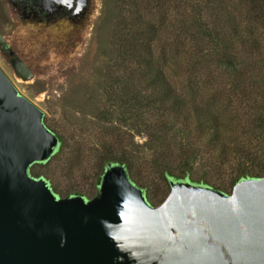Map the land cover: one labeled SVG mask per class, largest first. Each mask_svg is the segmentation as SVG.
<instances>
[{
  "label": "rangeland",
  "instance_id": "1",
  "mask_svg": "<svg viewBox=\"0 0 264 264\" xmlns=\"http://www.w3.org/2000/svg\"><path fill=\"white\" fill-rule=\"evenodd\" d=\"M210 1L164 0L158 10L152 8L154 0H136L141 23L154 26L156 34L150 37L151 45L167 82L183 96L188 109L194 106L210 110L218 115L219 125H224L219 143L214 145L215 154L199 156L189 182L229 194L238 162L255 172L258 167L264 168V134L258 128L256 113V105L262 103L260 81L264 82V20L250 22L251 15H255L253 4L225 0L231 18L239 25L238 34H234L228 29V22L215 21L214 13L206 8ZM131 2L92 0L76 44L62 53L51 46L40 47L38 35L19 29L7 5L0 0V36L21 50L33 76L27 81L17 78L1 56L0 69L18 93L43 112L45 126L63 138L61 153L44 164H34L29 173L46 180L60 198L77 194L91 199L96 195L103 170L99 165L101 143L106 139L102 135L105 123L97 116L108 108L107 90L116 87V79L132 76L135 68L117 44L119 39H126V46H131L127 36L133 34L129 24L133 16L128 6ZM195 20L205 24L206 32L187 28ZM249 31L257 36L260 46H251ZM229 40L234 41L231 54L239 64L238 75L229 76L219 63L223 43ZM136 75L135 71V78ZM128 123L121 124V132L127 134L122 141L127 145L133 128ZM214 126L217 125L210 128ZM190 135L195 141L204 138L195 131ZM144 141L145 136H135L132 145H142ZM132 145L129 149L141 163L145 162V150H136ZM203 149L208 152L212 146ZM135 184L146 186L149 204L154 207L169 193L164 178L143 164Z\"/></svg>",
  "mask_w": 264,
  "mask_h": 264
},
{
  "label": "water",
  "instance_id": "2",
  "mask_svg": "<svg viewBox=\"0 0 264 264\" xmlns=\"http://www.w3.org/2000/svg\"><path fill=\"white\" fill-rule=\"evenodd\" d=\"M43 117L0 69V264H264V177L237 180L229 194L170 180L154 207L112 162L93 198H60L29 173L61 145Z\"/></svg>",
  "mask_w": 264,
  "mask_h": 264
},
{
  "label": "trees",
  "instance_id": "3",
  "mask_svg": "<svg viewBox=\"0 0 264 264\" xmlns=\"http://www.w3.org/2000/svg\"><path fill=\"white\" fill-rule=\"evenodd\" d=\"M131 1V5L128 6L133 16L129 24L133 34L127 35L131 38V46H126V39L123 41L119 39L117 44L118 49L120 45L128 59L135 63V68L131 70V78L116 79L114 82L116 87H110L107 90L108 108L99 112L97 116L99 121L105 123L102 135L106 138L101 143L99 165L102 169L108 163H122L126 166L129 178L133 183L137 182L142 164L157 172L168 184L170 180L189 181L199 156L202 154L213 156L215 154L214 145L219 143L218 138L222 132L220 128L224 125H219L218 115L210 110H199L198 107L194 106L188 109L183 96L172 84L167 82L151 45L150 37L152 34L153 36L156 34L154 26L150 23H145V25L141 23L142 17L137 2L136 0ZM163 2L164 0H154L152 8L159 10ZM225 2V0H212L206 3V8L214 13L217 23L228 22V29L234 34H238L239 25L234 18H231L232 15ZM243 2L242 5L253 4L255 7V15H251L250 22L256 23L261 18L264 20V0H243ZM204 26L205 24H202L201 20L198 22L195 20L191 26L187 25V28L199 33L200 30L206 32L203 29ZM251 32L249 31L251 36L248 37L251 46H260L259 39ZM121 42L124 44L121 45ZM233 44L234 41L232 40L225 41L223 43L224 50L218 57L219 63L229 76L237 74L240 70L239 64L235 62L236 56L231 54ZM120 57L123 58L122 53ZM135 71L138 72L136 78ZM262 80L258 90L262 103L256 105V113L259 115L257 117L258 128L264 134V82ZM117 86L120 88L119 92H117ZM128 122H131L133 128H130L132 135H129L128 141L130 143L127 145L122 141V139H127V134L121 132V124L127 125ZM213 124L217 126L211 129ZM194 131L203 134L204 138L199 141L192 140L190 134H193ZM135 136H145L144 143L132 145L134 144L132 139ZM60 139L61 145L54 156L61 153L63 138L60 137ZM131 145L138 148L136 150H145L146 155L144 156L147 158L145 162L141 163L139 158L129 149ZM208 146H212V149L206 152L203 148ZM225 152L226 149L223 153ZM240 158L244 157L240 156ZM209 163L212 161L210 160ZM255 170L257 172L238 162L236 168L233 169L231 184L233 185L237 180L243 178L253 179L264 176V168L258 167ZM142 189L149 203L150 197L147 195L146 186H142ZM52 191L58 196L57 192L53 189Z\"/></svg>",
  "mask_w": 264,
  "mask_h": 264
},
{
  "label": "flooded vegetation",
  "instance_id": "4",
  "mask_svg": "<svg viewBox=\"0 0 264 264\" xmlns=\"http://www.w3.org/2000/svg\"><path fill=\"white\" fill-rule=\"evenodd\" d=\"M3 1L19 29L38 35L40 47L48 49L51 46L65 53L73 48L83 31L92 0ZM2 38L4 43L0 42V56L3 61L11 69L12 62H22L31 70L21 50L10 40Z\"/></svg>",
  "mask_w": 264,
  "mask_h": 264
}]
</instances>
